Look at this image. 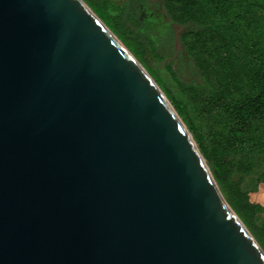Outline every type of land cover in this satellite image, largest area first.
I'll return each instance as SVG.
<instances>
[{"label": "water", "instance_id": "95a60500", "mask_svg": "<svg viewBox=\"0 0 264 264\" xmlns=\"http://www.w3.org/2000/svg\"><path fill=\"white\" fill-rule=\"evenodd\" d=\"M128 52L82 0H0V264H264Z\"/></svg>", "mask_w": 264, "mask_h": 264}, {"label": "rangeland", "instance_id": "374dc122", "mask_svg": "<svg viewBox=\"0 0 264 264\" xmlns=\"http://www.w3.org/2000/svg\"><path fill=\"white\" fill-rule=\"evenodd\" d=\"M82 1L164 94L264 251V116L232 135L235 120L222 108L258 90L253 44L264 46V0H238L226 14L206 0ZM217 91L226 96L212 102Z\"/></svg>", "mask_w": 264, "mask_h": 264}, {"label": "trees", "instance_id": "16d2710c", "mask_svg": "<svg viewBox=\"0 0 264 264\" xmlns=\"http://www.w3.org/2000/svg\"><path fill=\"white\" fill-rule=\"evenodd\" d=\"M211 3L215 10L226 13H236L235 3L238 0H206ZM254 58L257 62V67L255 68V79L258 83V90L254 93L245 94L240 102L234 103V101H226L222 108L225 111L232 115L235 120L232 135L236 134L234 131L241 129L244 130L242 135H245V132L248 127H250V119L260 118L264 116V46L261 43L255 42L253 44ZM226 95L221 91H217L215 95L211 98L212 102L219 100H224L223 98ZM237 135V134H236ZM239 136V135H238ZM233 137V136H232ZM238 141H242V137L236 138ZM232 139H228V142H231Z\"/></svg>", "mask_w": 264, "mask_h": 264}, {"label": "bare ground", "instance_id": "6f19581e", "mask_svg": "<svg viewBox=\"0 0 264 264\" xmlns=\"http://www.w3.org/2000/svg\"><path fill=\"white\" fill-rule=\"evenodd\" d=\"M97 16V15H96ZM127 51V50H126ZM129 53V52H128ZM248 231V230H247Z\"/></svg>", "mask_w": 264, "mask_h": 264}]
</instances>
